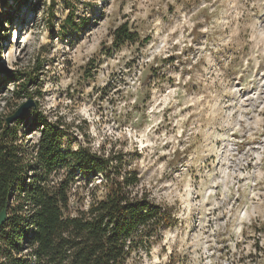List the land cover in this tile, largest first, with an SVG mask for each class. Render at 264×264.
<instances>
[{
  "label": "rangeland",
  "instance_id": "1",
  "mask_svg": "<svg viewBox=\"0 0 264 264\" xmlns=\"http://www.w3.org/2000/svg\"><path fill=\"white\" fill-rule=\"evenodd\" d=\"M30 99L170 210L126 264H264V0H0V115Z\"/></svg>",
  "mask_w": 264,
  "mask_h": 264
},
{
  "label": "trees",
  "instance_id": "2",
  "mask_svg": "<svg viewBox=\"0 0 264 264\" xmlns=\"http://www.w3.org/2000/svg\"><path fill=\"white\" fill-rule=\"evenodd\" d=\"M112 36L115 47L138 40L125 23ZM26 86L17 83L14 97L30 95ZM27 111L9 123L15 109L0 115V264H126L132 252L149 250L171 212L139 194L124 156L73 147L58 123ZM22 124L38 132L36 141L19 138ZM92 183L103 195L74 204V191Z\"/></svg>",
  "mask_w": 264,
  "mask_h": 264
},
{
  "label": "water",
  "instance_id": "3",
  "mask_svg": "<svg viewBox=\"0 0 264 264\" xmlns=\"http://www.w3.org/2000/svg\"><path fill=\"white\" fill-rule=\"evenodd\" d=\"M33 105V101L30 99L27 102L23 103L20 107L16 109V111L9 117H7V123L10 121L15 120L17 117L21 116L23 113L27 111L28 108H30ZM6 218V212L3 210L0 212V224L4 222Z\"/></svg>",
  "mask_w": 264,
  "mask_h": 264
}]
</instances>
